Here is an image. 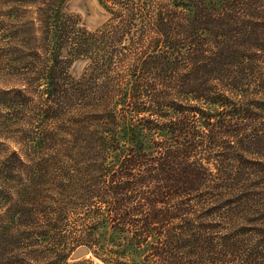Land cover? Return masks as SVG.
I'll use <instances>...</instances> for the list:
<instances>
[{
	"label": "trees",
	"instance_id": "1",
	"mask_svg": "<svg viewBox=\"0 0 264 264\" xmlns=\"http://www.w3.org/2000/svg\"><path fill=\"white\" fill-rule=\"evenodd\" d=\"M117 1L122 25L153 35L154 50L124 82L91 86L101 96L87 107L102 112L88 127L71 119L73 145L55 150L53 161L62 155L97 167L80 174L88 205L96 202L76 220L82 225L73 223V242L116 243L125 264H230L241 248L226 230L246 213L264 221V201L239 189L242 167L261 163L247 158H264V89L251 85L264 65V0ZM49 72L46 109L54 116L56 82L72 68ZM230 204L240 209L232 218ZM261 248L242 263L262 264Z\"/></svg>",
	"mask_w": 264,
	"mask_h": 264
},
{
	"label": "rangeland",
	"instance_id": "2",
	"mask_svg": "<svg viewBox=\"0 0 264 264\" xmlns=\"http://www.w3.org/2000/svg\"><path fill=\"white\" fill-rule=\"evenodd\" d=\"M121 6L117 0H0V264H125L116 243L101 241L92 248L73 242V223L82 225L76 220L96 202L88 205L80 174L97 167L62 155L53 161L56 149L73 145L67 135L71 119L88 127L91 116L102 112L87 107L101 96L92 92L93 85L124 82L133 67L153 53V35L136 33V28L128 31L122 25ZM259 10L264 12V5ZM97 14L104 16L102 21L90 27ZM261 23L264 32V18ZM72 51L85 56L67 60ZM68 62L72 72L56 82L60 108L49 116V69L59 72L60 67H70ZM255 72L252 88L264 89V65L258 64ZM36 146L42 149L34 154ZM247 161L261 163L242 167L244 183L239 189L256 193L260 203L264 158ZM235 207L228 206L230 218L240 210ZM246 215L225 232L234 243L240 241L235 246L241 252L228 258L230 264L245 263L253 249L264 245V221L252 223L254 215ZM207 225H202L204 239L209 237ZM82 246L90 248L91 256L71 262L70 256Z\"/></svg>",
	"mask_w": 264,
	"mask_h": 264
},
{
	"label": "water",
	"instance_id": "3",
	"mask_svg": "<svg viewBox=\"0 0 264 264\" xmlns=\"http://www.w3.org/2000/svg\"><path fill=\"white\" fill-rule=\"evenodd\" d=\"M98 17L95 19V20H91V23H90V27H93L94 25H96L97 23H99V21H102L103 19V15L102 14H97ZM91 256V250L90 248L86 247V246H82V247H79L75 250V252L70 256V261L71 262H77V261H80L86 257H89ZM95 264H101V263H96Z\"/></svg>",
	"mask_w": 264,
	"mask_h": 264
}]
</instances>
